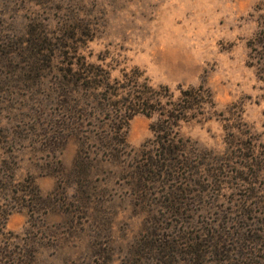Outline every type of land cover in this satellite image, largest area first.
I'll return each instance as SVG.
<instances>
[{
  "label": "rangeland",
  "instance_id": "1",
  "mask_svg": "<svg viewBox=\"0 0 264 264\" xmlns=\"http://www.w3.org/2000/svg\"><path fill=\"white\" fill-rule=\"evenodd\" d=\"M261 31L264 0H0V154L17 162V180L33 178L48 208L36 223L27 209L14 212L7 230L36 264H264V172L247 170L253 183L230 179L244 161L227 143L230 132L243 147L252 141L264 167ZM62 41L113 78L138 67L175 92L208 87L213 117L183 124L181 134L204 163L198 177L212 184L157 185L140 195L134 167L153 138L144 115L131 120L134 150L119 163L93 149L76 167L78 139L50 143L60 52L52 63L44 55Z\"/></svg>",
  "mask_w": 264,
  "mask_h": 264
},
{
  "label": "trees",
  "instance_id": "2",
  "mask_svg": "<svg viewBox=\"0 0 264 264\" xmlns=\"http://www.w3.org/2000/svg\"><path fill=\"white\" fill-rule=\"evenodd\" d=\"M35 31L34 28L32 35ZM256 40L264 49V31L256 36ZM69 49L68 42L62 41L56 50H51L52 55H44L52 63L57 55L55 53L60 52V64L55 67L51 83L57 119L50 122V131L46 135L50 143L66 142L68 137L78 139L80 147L76 167L85 163L79 158L80 155L88 156L93 149L106 154L112 162L119 163L134 150L126 140L131 120L137 115H144L152 120L150 129L153 138L142 146L134 167V186L140 195H149L157 185L212 184L211 176L209 178L202 173L198 177L204 163L197 160L200 156L196 152L198 148L181 134L183 124L207 121L213 117L208 108L215 107V102L208 87L203 83L188 87L181 85L176 94L167 85L152 84L138 67L125 69L120 77L113 78L109 69L89 63L86 57L78 53V48H75L74 55L70 54ZM40 51L49 50L42 48ZM65 59L71 61L66 62ZM260 60L264 66V55ZM40 78L44 79L45 76L40 75ZM45 96L48 94L43 95L44 99ZM41 103L45 108V103ZM42 117H45V113ZM228 135L230 151L238 152L244 161L236 176L230 179L253 183V177L248 172L255 168L256 176L264 172V167L255 163L256 145L249 141L243 147L235 132ZM6 139L0 136V148L7 143ZM95 140L100 143L97 144ZM16 171L15 159L0 154V264H36L35 252L24 246L18 235L7 230V222L14 212L25 209L30 212L32 221H40L42 213L48 211L47 198L33 178L17 180ZM224 180L225 177L220 184Z\"/></svg>",
  "mask_w": 264,
  "mask_h": 264
}]
</instances>
